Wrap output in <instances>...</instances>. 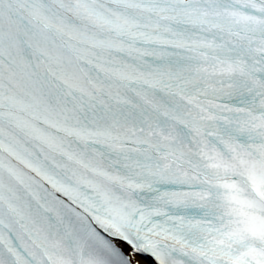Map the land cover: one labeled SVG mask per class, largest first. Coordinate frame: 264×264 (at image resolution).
Listing matches in <instances>:
<instances>
[{"label":"snow or ice","instance_id":"6c2138e0","mask_svg":"<svg viewBox=\"0 0 264 264\" xmlns=\"http://www.w3.org/2000/svg\"><path fill=\"white\" fill-rule=\"evenodd\" d=\"M0 264H264V0H0Z\"/></svg>","mask_w":264,"mask_h":264}]
</instances>
